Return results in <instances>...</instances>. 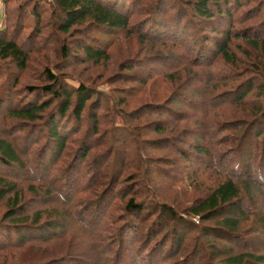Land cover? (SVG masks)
Wrapping results in <instances>:
<instances>
[{
	"label": "trees",
	"instance_id": "16d2710c",
	"mask_svg": "<svg viewBox=\"0 0 264 264\" xmlns=\"http://www.w3.org/2000/svg\"><path fill=\"white\" fill-rule=\"evenodd\" d=\"M0 2V264H264V0Z\"/></svg>",
	"mask_w": 264,
	"mask_h": 264
},
{
	"label": "rangeland",
	"instance_id": "374dc122",
	"mask_svg": "<svg viewBox=\"0 0 264 264\" xmlns=\"http://www.w3.org/2000/svg\"><path fill=\"white\" fill-rule=\"evenodd\" d=\"M241 5L238 7V8H232V9H230V14H231V17H230V21L229 22H226V24L229 26V27H227L229 30H230V33H231V36H234L235 34H239V35H244V34H242V33H247L246 31V28H248L250 25H251V23L253 22L252 20H251V18L254 16V14L257 12V11H255V12H253V14H251V15H247V10H248V6H246V3L245 2H241L240 3ZM230 5H231V3H230ZM229 5V6H230ZM228 6V7H229ZM5 6L0 2V27H6V23H4V18H5V21H6V17H5ZM44 17H46L45 15H44ZM26 20V19H25ZM257 20V19H256ZM25 26H28L29 25V23L28 22H25ZM189 26H190V28L188 29V32H189V35L190 36H197V34H210L209 33V31H210V28H214L216 31H223V29H224V23H218L217 22V19H213L212 21H200V22H198V25H197V20H195V21H193V23H191V24H189ZM207 26H209V27H207ZM231 26V27H230ZM47 30H48V32L50 31V32H52V29H49V28H47L46 30H45V32H44V34L47 32ZM49 32V33H50ZM200 32V33H199ZM250 32V31H249ZM51 34V33H50ZM248 34H250V33H248ZM209 38H210V36H208ZM244 37V36H243ZM59 37L58 36H56L55 38H53V40H56V42H57V39H58ZM239 42H241V41H239ZM209 43V42H208ZM47 51V50H46ZM72 51H73V53H74V51H75V48L74 47H72ZM40 56V55H39ZM39 56H37V57H39ZM69 63H73V61H69ZM153 66V65H152ZM83 67L82 66H77V68H75L76 70L75 71H73L72 72V74H74V75H72L73 77H75L74 79H76L77 78V76H78V71L80 70V69H82ZM78 70V71H77ZM86 72H88V75H84V77H86V79L88 78V77H90L91 76V73H93V74H97V73H100L101 71H100V68H98V67H93V68H91V69H84ZM153 70H156V68H154ZM77 71V72H76ZM12 72H14V71H12ZM102 75L104 76V78L106 77V75H107V72H104L103 74L101 73V75H99V78L101 77V80H102ZM159 83V82H158ZM157 83V84H158ZM106 88H108V87H106ZM111 87H109L108 88V90L110 89ZM112 90H113V88H111ZM113 93V92H112ZM135 106V105H134ZM134 106H129V109H132ZM195 107H197V105L195 106ZM200 107V106H199ZM115 113L116 112H108L107 113V118H108V120H109V118L111 119V120H113L115 123H121L120 122V119H114V117H115ZM112 117V118H111ZM2 128H3V126L0 124V131L2 130ZM191 139V138H190ZM134 146H135V144H132V147L134 148ZM185 147H187L186 145H185ZM14 174V173H13ZM19 175H22V174H18V175H16V176H19ZM15 176V177H16ZM122 183H124V184H126V182L125 181H123ZM37 207H39V204H30V206H29V209H36ZM264 237V236H263ZM260 243H258V245H261V244H264V239H262V241H259ZM131 261V260H130ZM133 263V262H132ZM131 263V264H132Z\"/></svg>",
	"mask_w": 264,
	"mask_h": 264
}]
</instances>
